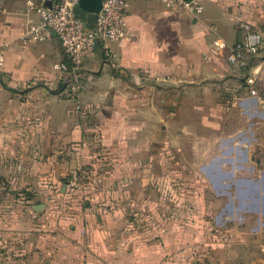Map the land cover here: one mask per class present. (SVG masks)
<instances>
[{
	"label": "crops",
	"instance_id": "obj_1",
	"mask_svg": "<svg viewBox=\"0 0 264 264\" xmlns=\"http://www.w3.org/2000/svg\"><path fill=\"white\" fill-rule=\"evenodd\" d=\"M223 1L206 0L203 14L194 17L166 7L162 0H127L128 33L110 44L111 56L100 44L86 56L84 67L95 78L83 83L81 107L76 109L77 102L62 89L55 67L65 60L59 38L51 34L43 42L23 43L22 31L30 19H38L36 12L26 0H0L7 10L0 13V46L5 52L0 139L7 138V234L33 237L21 244L20 257L14 260V245L7 244V264H220L202 258L195 244L166 240L154 244L149 239V227L137 219L150 204L138 196L150 195L149 175L137 176L134 168L139 157L145 153L149 157L155 146L156 122L173 119L166 110L170 93L164 94V104L158 103L154 86L164 91L194 89L199 93L196 104H203L205 84L216 90L226 87L227 99L241 102L257 124L251 131L260 132L255 142L252 136L247 138L248 153L257 144L264 148V82L256 89L258 94H251L246 82L241 89L242 82L219 81L221 71L212 61L221 56L206 57L215 36L234 43L245 34L231 40L218 33L215 17L234 28L235 19L224 12ZM252 12L259 15L258 9ZM210 23L218 26L211 27L215 34L208 29ZM254 31L264 35L261 29ZM225 68L244 70L229 63ZM250 69L262 76L264 59L250 64ZM208 78L210 82H205ZM79 168L88 175L73 194L86 197L83 207L65 200L69 176Z\"/></svg>",
	"mask_w": 264,
	"mask_h": 264
},
{
	"label": "rangeland",
	"instance_id": "obj_2",
	"mask_svg": "<svg viewBox=\"0 0 264 264\" xmlns=\"http://www.w3.org/2000/svg\"><path fill=\"white\" fill-rule=\"evenodd\" d=\"M223 2L224 12L232 14L229 18L235 20L233 28L220 24L215 17L212 22L219 23V34L238 39L247 30L264 31V0H237L234 5L228 0ZM232 6L244 9L241 12ZM253 9L259 10L258 16ZM251 18L256 22L252 23ZM214 23L208 24L213 34ZM263 56L264 53L255 57L251 65L264 59ZM212 63L221 71L219 81L242 82L241 89L245 82L247 89L258 90L263 85L264 72L261 76V72L250 73L251 69L228 70L223 56ZM250 76L254 78L252 84L247 82ZM205 82H210V78ZM154 87L158 103L164 104V94L170 93L171 106L167 104L166 110L170 109L173 119L156 122L155 146L150 149L149 157L145 153L136 161L135 175H149L150 182V195H138L150 203L137 218L139 225L149 227L147 235L154 244H162L164 240L168 244H195L203 253L202 258H212L220 264H264V148L257 144L251 152L247 151V138L252 136L255 142V136L260 133L252 132L257 130L254 119L241 102L227 99L226 87L216 90L211 83L205 84L203 104H196L199 93L194 89L164 91ZM65 200L83 207L86 197H77L69 191ZM7 219V138L3 137L0 139V264H7L10 255L7 244L14 245L11 255L14 260L20 257L21 244L33 240V237L24 239L19 233L7 234Z\"/></svg>",
	"mask_w": 264,
	"mask_h": 264
},
{
	"label": "built area",
	"instance_id": "obj_3",
	"mask_svg": "<svg viewBox=\"0 0 264 264\" xmlns=\"http://www.w3.org/2000/svg\"><path fill=\"white\" fill-rule=\"evenodd\" d=\"M50 1V4H46ZM206 0H162L166 7L179 9L187 14L199 17L205 10ZM30 9L38 16L30 19L21 34L23 43H38L56 35L64 49L65 60L55 64L62 89L76 100V109L81 107L80 96L83 83L95 78V74L86 70L84 61L97 44L103 48L105 55L111 56L110 44L126 37L127 20L125 6L127 0H102L101 9L96 12L94 22H88L91 12L83 10L80 0H26ZM7 12L0 5V13ZM264 53V35L260 31L247 30L241 40L231 43L217 35L209 46L206 57L223 56L229 64L240 68L249 67L253 57ZM5 64V52L0 46V70ZM253 83L252 76L247 78ZM251 93L256 89L251 87ZM88 172L79 168L74 170L68 180V190L76 192L82 187Z\"/></svg>",
	"mask_w": 264,
	"mask_h": 264
},
{
	"label": "water",
	"instance_id": "obj_4",
	"mask_svg": "<svg viewBox=\"0 0 264 264\" xmlns=\"http://www.w3.org/2000/svg\"><path fill=\"white\" fill-rule=\"evenodd\" d=\"M46 4H50V1H47ZM79 6L86 11L91 12L88 17V22H94L96 19V12L101 9L102 0H80Z\"/></svg>",
	"mask_w": 264,
	"mask_h": 264
},
{
	"label": "trees",
	"instance_id": "obj_5",
	"mask_svg": "<svg viewBox=\"0 0 264 264\" xmlns=\"http://www.w3.org/2000/svg\"><path fill=\"white\" fill-rule=\"evenodd\" d=\"M254 58H255V57H253V58L250 60V64H251V62H252V60H253ZM250 64H249V67H248V68H247V67H244V68L242 67V69H244V70H246V69H247V70L250 69Z\"/></svg>",
	"mask_w": 264,
	"mask_h": 264
}]
</instances>
